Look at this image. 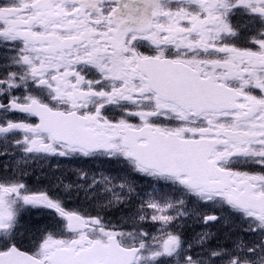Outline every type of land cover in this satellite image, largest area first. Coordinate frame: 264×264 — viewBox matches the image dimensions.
Listing matches in <instances>:
<instances>
[{
  "label": "snow or ice",
  "instance_id": "6c2138e0",
  "mask_svg": "<svg viewBox=\"0 0 264 264\" xmlns=\"http://www.w3.org/2000/svg\"><path fill=\"white\" fill-rule=\"evenodd\" d=\"M17 153L102 166L76 183L96 211L0 174V264H264V0H0V156ZM192 218L238 234L189 241Z\"/></svg>",
  "mask_w": 264,
  "mask_h": 264
},
{
  "label": "flooded vegetation",
  "instance_id": "af4514ba",
  "mask_svg": "<svg viewBox=\"0 0 264 264\" xmlns=\"http://www.w3.org/2000/svg\"><path fill=\"white\" fill-rule=\"evenodd\" d=\"M102 166L96 164H85L79 160H69L59 157L48 158H36L23 161L20 155L17 153L14 156H0V174L12 170H23L26 173V181L35 189L38 190H52L64 192V186L72 184L71 195H65L63 197L66 206L70 210H79L82 212H88L95 214V211L90 210V199L86 196V193L82 189H77L76 183L78 182V170L83 169L89 172V176L93 172H99ZM99 179V176H97ZM138 189H142L147 192L151 190V185L148 179H137ZM136 206H129L128 208L115 211V214L126 216L129 212L134 211ZM204 211L210 212V209ZM219 215V213H218ZM52 217L47 210L33 211L26 214V221L31 224L36 221L39 222V226H43L51 221ZM118 223L123 222L121 219L117 220ZM236 222H230L226 219H220L216 222H211L209 225H204L202 222H198L194 219L193 223L189 221L187 227H183L182 231L185 234V238L189 241H194L192 238L194 235H198L202 232H210L213 234L214 239L209 243L215 246L217 243L225 244L230 243L228 237L234 236L237 233ZM31 233L24 239L25 247L31 246ZM199 249L197 248V251Z\"/></svg>",
  "mask_w": 264,
  "mask_h": 264
},
{
  "label": "rangeland",
  "instance_id": "374dc122",
  "mask_svg": "<svg viewBox=\"0 0 264 264\" xmlns=\"http://www.w3.org/2000/svg\"><path fill=\"white\" fill-rule=\"evenodd\" d=\"M136 206V209L134 210V211H131V212H129V214L128 215H126V216H122V215H117V220H122V221H124V219L127 217V216H129V215H131L133 212H135L136 210H137V208H138V205H135ZM150 211V210H149ZM194 239H196V237H197V235H194V236H192Z\"/></svg>",
  "mask_w": 264,
  "mask_h": 264
}]
</instances>
